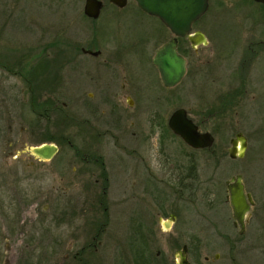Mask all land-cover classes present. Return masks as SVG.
<instances>
[{
    "label": "flooded vegetation",
    "instance_id": "obj_1",
    "mask_svg": "<svg viewBox=\"0 0 264 264\" xmlns=\"http://www.w3.org/2000/svg\"><path fill=\"white\" fill-rule=\"evenodd\" d=\"M98 1L102 5L97 17L87 16L83 5V14L93 26L89 41L75 48V66L84 63L87 70L85 84L76 89L74 107L65 112L64 103L62 107H47L40 99L30 102L26 107L30 118H24L34 136L41 138V143L34 146L50 143L57 147L50 159L28 152L34 159L29 160L28 165L34 166L35 162L39 170L38 174L35 168L25 172L26 177H43V166L56 156L59 142L66 138L61 132L47 139L48 120L52 119L48 112L55 116L54 124L71 122L72 140H66L73 150L71 179L78 189L77 194L85 196L83 203L87 207L81 212L85 225L91 228L90 242L74 252L72 260L88 264L81 252L89 247L96 252L107 227L117 220L132 229L122 236L124 250L114 255L111 264H264V173L261 179L243 173L247 168L248 156L244 154L247 135L239 129L229 137L239 131L246 137L242 154L229 156L227 149L228 157L237 164L230 174L222 179L216 175L217 170L210 169L205 175V167L219 165L221 147L210 146L215 137L209 127L196 123L186 108L174 107L171 90L176 85L165 86L153 63L156 51L173 38L171 31L156 16L141 10L136 0H124L122 5L112 0ZM127 8L130 10L126 12ZM131 11L156 20L160 26L143 28L140 34L124 37L119 36L116 29L110 30V23H119L118 15ZM112 14L117 16L112 17ZM194 24L193 31L197 30L193 29ZM182 38L189 43L186 37ZM57 80L55 76V82ZM33 81L36 84L50 82L45 76L33 77ZM84 88H87L85 99L81 92ZM35 94L43 95L40 91ZM221 103L219 97V111L223 107ZM178 108L186 110L199 132H211L214 139L209 146L193 148L172 132L168 120ZM218 124L225 125L221 120ZM175 138L187 151L175 154ZM154 147L155 164L148 155ZM110 148L112 157L107 156ZM201 149L208 152L204 158L193 153H200ZM218 183L223 184L222 194L215 192ZM238 183L247 204L240 221L233 213L228 193V184L237 186ZM113 184L121 191L118 202L109 196ZM192 211L198 216L197 232L190 227ZM17 223L21 226L23 222ZM45 236L44 229L40 237L44 240ZM31 237L25 238L26 246H30ZM43 247L39 256L31 249L22 253L15 264H44L45 245ZM166 248L171 249L170 253Z\"/></svg>",
    "mask_w": 264,
    "mask_h": 264
},
{
    "label": "rangeland",
    "instance_id": "obj_2",
    "mask_svg": "<svg viewBox=\"0 0 264 264\" xmlns=\"http://www.w3.org/2000/svg\"><path fill=\"white\" fill-rule=\"evenodd\" d=\"M208 4L193 27L204 32L205 42L197 43L195 50L189 43L184 46L187 70L171 90L174 107L186 108L196 123L209 127L215 137L210 146L221 147L219 165L205 167V175L210 169L217 170L216 175L223 179L235 168L236 160L227 155L228 139L240 129L247 135V168L243 173L261 179L264 11L256 0H208ZM83 5L84 0H0V264H15L18 256L20 259L29 249L39 256L44 245V264H80L72 260V254L90 242L91 228L85 225L81 212L87 207L83 203L85 196L77 194L71 179L73 150L66 141L72 140L71 122H55L56 126L55 116L48 112L52 119L48 120L47 139L61 132L66 138L59 142L56 156L43 166V177L24 174L33 168L38 174V164L29 166V160L34 159L24 150L41 141L24 122V118H30L26 107L43 99L47 107H62L64 103L65 112H70L69 108L75 105L76 89L86 82V65L75 66L73 61L76 46L89 41L93 26L83 14ZM132 12L118 15L119 23H110V30L116 29L124 37L140 34L143 28L160 26L156 20ZM144 68L149 72L147 66ZM44 76L50 82L33 81V77ZM35 91L43 95L38 97ZM81 92L85 99L87 88ZM224 96L219 111V97ZM220 120L225 125H219ZM173 145L176 155L187 151L177 138ZM109 150L112 149H108L107 156L112 157ZM201 151L193 153L204 158L208 152ZM148 155L155 164L156 147ZM215 185V192L222 194L223 184ZM116 187L119 186L113 184L109 196L117 201L121 191ZM190 216L191 230L197 232L198 216L193 211ZM18 221L23 222L21 226H17ZM44 229L46 236L42 240ZM131 229L115 220L107 227L96 252L91 247L81 252L83 260L88 264H111L114 255L124 250L122 236ZM28 235L33 236L29 238L31 247L25 245ZM166 249L170 253L171 249Z\"/></svg>",
    "mask_w": 264,
    "mask_h": 264
},
{
    "label": "water",
    "instance_id": "obj_3",
    "mask_svg": "<svg viewBox=\"0 0 264 264\" xmlns=\"http://www.w3.org/2000/svg\"><path fill=\"white\" fill-rule=\"evenodd\" d=\"M112 1L118 5L124 3V0ZM256 1L264 4V0ZM136 2L141 10L156 16L173 35V38L156 51L153 63L157 67L162 83L167 87L175 86L182 80L186 72V59L176 49L178 38L186 37L192 48L197 47V43L205 42L204 32L200 29L193 31L192 25L195 23V19L202 16L209 6L208 0H136ZM101 5L98 0H86L84 13L90 17H97ZM168 125L174 134L193 148L209 146L214 139L209 130L198 131L197 125L187 116L184 108H178L171 114ZM234 136L229 138V156L242 154L243 148L246 147V137L241 131L235 133ZM26 151L43 159H50L57 152V147L50 143H44L39 146L27 147L24 152ZM228 188L229 202L234 209V215L240 221L243 209L247 207L242 187L238 183L237 186L228 184Z\"/></svg>",
    "mask_w": 264,
    "mask_h": 264
},
{
    "label": "trees",
    "instance_id": "obj_4",
    "mask_svg": "<svg viewBox=\"0 0 264 264\" xmlns=\"http://www.w3.org/2000/svg\"><path fill=\"white\" fill-rule=\"evenodd\" d=\"M258 4L263 8V11H264V4L261 3V2H258ZM264 14V13H263ZM186 45V39L185 38H181L179 39V46H178V50L181 54H183L184 56H186V49H185V46ZM226 99V97H221V100L224 101V99ZM213 107L215 106L214 104L212 105Z\"/></svg>",
    "mask_w": 264,
    "mask_h": 264
}]
</instances>
